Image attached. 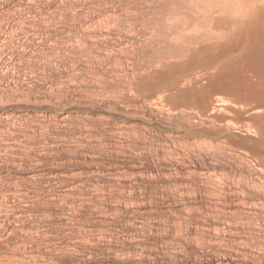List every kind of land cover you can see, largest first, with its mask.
<instances>
[{
  "label": "rangeland",
  "instance_id": "obj_1",
  "mask_svg": "<svg viewBox=\"0 0 264 264\" xmlns=\"http://www.w3.org/2000/svg\"><path fill=\"white\" fill-rule=\"evenodd\" d=\"M263 40L264 0H0V264H264L206 195L254 167Z\"/></svg>",
  "mask_w": 264,
  "mask_h": 264
},
{
  "label": "bare ground",
  "instance_id": "obj_2",
  "mask_svg": "<svg viewBox=\"0 0 264 264\" xmlns=\"http://www.w3.org/2000/svg\"><path fill=\"white\" fill-rule=\"evenodd\" d=\"M254 38H256V37H254ZM260 42H261V47H259L260 50L258 51V54L255 56V59L253 60V68H255L256 70L264 71V40H263V42L262 41H260ZM174 54H175V56L178 55L177 53H174ZM140 79L142 80V78H140ZM145 80H146V78H145ZM139 82L140 81H138L137 82L138 84L133 88L135 90V92H136L135 93L136 97L139 95L138 94V92H139ZM147 86H148V84H147ZM176 90H177V92H175V93L183 91L182 87L176 88ZM200 92H202V91H200ZM173 95H174V92H169L168 94L162 96L161 97L162 102L163 103L168 102L169 99L171 98V96H173ZM124 97L126 99H129V98H127L128 96L127 97L124 96ZM136 97H134V98H136ZM125 98L122 99V100H125ZM59 100L61 101V99H59ZM221 102H222L221 104H224L225 106H227V108H225V110L229 109L228 106H229L230 103L234 104L236 106V108L238 106L237 104H235L233 102V100L231 101L229 99H225L224 97H222V101ZM241 107H244L245 110H247V113L248 112L250 113L249 116L254 121L257 122V120L260 121V119L264 120V101L263 100H261L260 102H257L255 105L254 104H249V105H246V104L243 105L242 104ZM238 112L240 113V111H238ZM244 112H246V111H244ZM259 121L257 123L252 122V124L250 123L249 125H247L248 130L255 137V139H253L254 140L253 142H256L258 144L254 145L253 147L250 146L251 147V149H250L251 152H249V150H248V152H246V151L244 152V153H246L245 155L247 156V158H250L252 161H254V163H255L254 167L250 168V171H249L248 174L242 173L241 171H243V170H241L240 171L241 173L240 172L239 173H235L234 172V174H231V175L230 174L227 175V174H224V173H218V174H214L213 176H210L209 177V183L210 184L208 186L209 187V191L206 194L207 197H209L211 199L210 202L214 204V206H209V208H211L213 211H221V209L217 205H221V206L223 205L224 207H227V208L232 206V205H234L235 203L233 204V202H230V200H229L230 197H228V196H234V197H236V196L238 197L239 196V197H242L244 199V200L240 201V203H241L242 206H244V208H248L249 210L245 209V210H231V211H227L228 213H230L232 215L233 220H229L230 217H227L226 225L224 227H222V228H220V227L215 228L214 230H215V233L217 234L216 236L219 235L218 238H220L222 235L223 236H229L228 238L235 237L236 235H238L239 237H243L238 242H240V243H242L244 245H247V247H248V243L250 242L249 241L250 239H252V241H254L256 238L261 237V239L264 240V173L262 172V170L264 169V149H263L264 148V140H262V141L260 140L259 141V139H264V123L259 122ZM247 140H249V139H247ZM231 141L233 142V138L231 139ZM251 141H252V139H251ZM261 144H263V148H261L262 147V146H260ZM235 150H236V148H235ZM240 156H242V155H240ZM170 175L171 176H173V175L174 176H179V173H178V171H170ZM256 180H257V182H256ZM178 192L180 193L179 196L183 197V195H184L183 192H180V191H178ZM223 211L225 212L224 209H223ZM236 214L238 216H235ZM237 217H239V218H237ZM245 217H246V219L250 218L251 221H248V219H247L248 222H245L244 221ZM245 225H248V227L252 228L249 231L248 230L245 231V233H247V234H245V233H243L242 231L239 230V227H244ZM208 228H205V229H208ZM176 231H178V230H176ZM178 232L180 233L181 230H179ZM232 239H235V238H232ZM232 239H230V240H232ZM209 240L211 241L210 243L219 244V242H220V241H217V240L216 241L211 240V239H209ZM207 241H208V239H207ZM220 244H222V243L220 242ZM259 247H261V246H259ZM263 249L264 248L262 247V251H263ZM175 252H177V251H175ZM236 252H238V251H236ZM258 260H259V258H258ZM260 261H261V258H260ZM261 262H263V261H261Z\"/></svg>",
  "mask_w": 264,
  "mask_h": 264
}]
</instances>
